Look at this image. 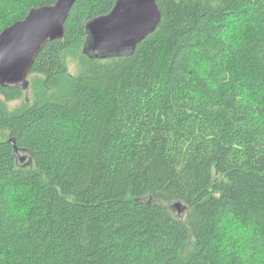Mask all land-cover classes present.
I'll return each mask as SVG.
<instances>
[{
    "label": "trees",
    "instance_id": "16d2710c",
    "mask_svg": "<svg viewBox=\"0 0 264 264\" xmlns=\"http://www.w3.org/2000/svg\"><path fill=\"white\" fill-rule=\"evenodd\" d=\"M56 1L0 0V32ZM157 2L134 52L95 57L115 0H77L34 100L0 85V264H264V0Z\"/></svg>",
    "mask_w": 264,
    "mask_h": 264
},
{
    "label": "water",
    "instance_id": "95a60500",
    "mask_svg": "<svg viewBox=\"0 0 264 264\" xmlns=\"http://www.w3.org/2000/svg\"><path fill=\"white\" fill-rule=\"evenodd\" d=\"M77 0H57L33 7L25 18L0 32V85L28 89L38 53L50 40L63 39L65 22ZM162 19L157 0H115L112 9L87 23L84 51L95 57L132 53L154 33ZM183 214L180 201L174 202Z\"/></svg>",
    "mask_w": 264,
    "mask_h": 264
},
{
    "label": "rangeland",
    "instance_id": "374dc122",
    "mask_svg": "<svg viewBox=\"0 0 264 264\" xmlns=\"http://www.w3.org/2000/svg\"><path fill=\"white\" fill-rule=\"evenodd\" d=\"M77 65V60L74 57L69 58V66L70 70L72 72L75 71ZM40 75L38 74H30L29 75V80L31 82L30 87L25 90L24 97L20 100H14L9 102V107L11 108H17L24 104L25 101L27 102H32L34 98L36 97V88L35 85H37V82L39 81Z\"/></svg>",
    "mask_w": 264,
    "mask_h": 264
}]
</instances>
